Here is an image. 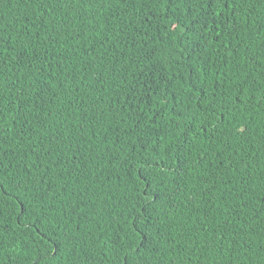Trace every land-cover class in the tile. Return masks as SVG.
<instances>
[{
    "label": "trees",
    "instance_id": "trees-1",
    "mask_svg": "<svg viewBox=\"0 0 264 264\" xmlns=\"http://www.w3.org/2000/svg\"><path fill=\"white\" fill-rule=\"evenodd\" d=\"M0 264H264V0H0Z\"/></svg>",
    "mask_w": 264,
    "mask_h": 264
},
{
    "label": "snow or ice",
    "instance_id": "snow-or-ice-1",
    "mask_svg": "<svg viewBox=\"0 0 264 264\" xmlns=\"http://www.w3.org/2000/svg\"><path fill=\"white\" fill-rule=\"evenodd\" d=\"M137 195H139V193H138ZM144 195L147 196L148 193L145 192ZM151 203H152V200H151V198H149V199L145 202V206L150 205ZM137 251H138V249H137Z\"/></svg>",
    "mask_w": 264,
    "mask_h": 264
}]
</instances>
